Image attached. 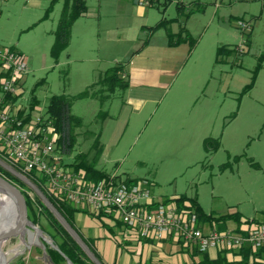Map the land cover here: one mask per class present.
Wrapping results in <instances>:
<instances>
[{
    "label": "rangeland",
    "instance_id": "1",
    "mask_svg": "<svg viewBox=\"0 0 264 264\" xmlns=\"http://www.w3.org/2000/svg\"><path fill=\"white\" fill-rule=\"evenodd\" d=\"M177 1L185 9L180 11ZM86 2L87 12L74 21L69 45L55 61L51 48L64 0H0V45L19 50L29 64L15 109L29 106L35 95L32 114H44L52 95L74 97L104 70L122 63L130 80L127 89L118 88L104 102L74 98L72 113L82 124L75 128L72 152L58 153L60 158L96 159V166L109 173L148 178L158 200L184 194L207 213L240 211L260 218L264 0H174L166 7L136 0ZM165 18L176 20L151 28ZM181 26L188 41L169 44V30L178 32ZM221 47L231 50L218 56ZM97 137L101 154L93 146ZM37 216L53 232L49 219ZM111 225L110 238L130 245L128 229ZM90 234L84 236L93 245L98 237ZM1 242L4 264L29 249L18 236Z\"/></svg>",
    "mask_w": 264,
    "mask_h": 264
},
{
    "label": "built area",
    "instance_id": "2",
    "mask_svg": "<svg viewBox=\"0 0 264 264\" xmlns=\"http://www.w3.org/2000/svg\"><path fill=\"white\" fill-rule=\"evenodd\" d=\"M146 4L149 0H136ZM244 28L249 24L239 20ZM29 64L22 52L0 45V154L24 172L34 171L57 199L84 207L93 213L113 215L140 237L161 240L175 237L191 250L264 247V220L249 219L238 227L205 228L194 210L174 202L154 199L148 178L130 183L89 182L79 172L60 165L56 151L57 132L45 114L29 116L27 106L16 108L10 97L24 91ZM25 111L19 115V110Z\"/></svg>",
    "mask_w": 264,
    "mask_h": 264
},
{
    "label": "trees",
    "instance_id": "3",
    "mask_svg": "<svg viewBox=\"0 0 264 264\" xmlns=\"http://www.w3.org/2000/svg\"><path fill=\"white\" fill-rule=\"evenodd\" d=\"M174 0H149V5L162 4L166 7L169 3ZM177 7L181 11L185 9V5L177 1ZM88 10V5L86 0H64L63 9L61 16L59 18L58 26L55 31L54 43L51 48V55L58 61L60 53L69 45L71 38V28L74 21L85 14ZM192 11L189 10L187 14H190ZM186 14V15H187ZM176 20V18L162 19L155 26H151L154 30L165 24ZM189 33L184 26H181L178 32L170 31L168 32V42L171 45H176L181 42L188 41ZM229 48H219L217 55L221 56L224 53L230 52ZM219 61V57H217ZM255 77V75H254ZM129 75L126 72V67L124 64H116L108 69L104 70L99 78L92 84H90L85 90L81 91L74 97H69L66 94H54L50 97L49 103L47 105L46 112L47 115L54 125V131L57 132L58 138L56 141V151L61 155H69L76 143L75 128L82 124V119L72 113V104L74 98L82 97H96L104 102L112 97L118 88L127 89L130 85V80L128 79ZM40 82H44L41 80ZM253 83V81H252ZM250 83L248 86H251ZM12 102H14L19 96L10 97ZM38 105V99L35 95H32L29 101V106H27L29 111V116L32 115V111ZM25 109L19 110V115H21ZM108 115L107 111H103L102 116L106 117ZM93 146L96 148L97 153L102 152V145L100 144L99 137L93 142ZM0 157L5 159L1 154ZM10 163V162H9ZM14 168L26 174L33 182H35L48 196V198L53 202L65 219L75 228L74 220L77 212H84L86 214L100 217L102 214L93 213L84 207L68 203L63 200L57 199V197L49 192L44 186V179L41 175L32 172H24L17 165L10 163ZM60 165L69 168L70 170L79 172L83 175V178L89 182H98V181H113L114 183L126 182L130 183L132 181H137L140 178L136 177H125L123 178L120 175L109 173L101 168H98L96 159H91L90 161L85 158L78 157L71 162L63 161V158H60ZM258 165V164H255ZM0 174L9 179L11 182L16 184L21 188V191L25 195L26 203L28 207V214L30 221L38 225L40 230L43 233H46L52 240L51 243H46V253L50 258L53 264H59L60 260L64 262H70L71 264H95L90 257L85 253L81 246L76 242V240L69 234V232L64 228V226L59 222V220L54 216V214L48 209V207L42 202V200L36 195L33 190L24 183L21 179L13 175L8 170L0 166ZM164 202H174L180 208H186L194 210L199 218L200 225H225L228 221H234L238 224L248 221L249 219L244 217L240 211H232L224 214H216L214 212L207 213L203 210L196 198H190L182 194L176 197L168 198L163 200ZM44 214L50 221L53 232L46 228L43 224L40 223V220L37 215ZM264 211L261 212V219L253 218L252 221L260 223L263 221ZM76 229V228H75ZM77 230V229H76ZM78 232V230H77ZM144 238V237H143ZM146 240H153L146 238ZM84 241L89 245L91 250L96 254V256L106 264L101 256L94 250L92 245L84 239ZM40 253L43 252L42 248L35 246ZM183 248L187 249L185 246ZM240 249H246L247 253L254 256V261L252 264H264V247L262 248H253V247H242ZM219 251H226L228 249H218ZM195 253H199L197 250H193ZM201 258L194 262V264H230L227 262L223 256L219 255L215 258L208 256L206 252ZM259 258V259H256Z\"/></svg>",
    "mask_w": 264,
    "mask_h": 264
},
{
    "label": "crops",
    "instance_id": "4",
    "mask_svg": "<svg viewBox=\"0 0 264 264\" xmlns=\"http://www.w3.org/2000/svg\"><path fill=\"white\" fill-rule=\"evenodd\" d=\"M154 199H156L155 196ZM111 223L125 226L113 215L95 217L84 212H77L74 220L75 228L83 239L87 240L84 233L91 235V231L94 233V237H98L92 247L106 264H194L204 254L200 251H198L199 253H195L191 249L183 248L182 241L177 240L175 237L161 240H146V238L140 237L136 232L126 226L130 232L131 244L122 247L121 242H117L116 244L110 238L108 229H112L113 226ZM239 225L234 221H228L225 225L215 226L225 228L238 227ZM201 226L211 228V226L205 224H201ZM26 250L13 264H48L49 260L43 256V252L40 253L38 249ZM33 251L36 252L33 253ZM204 252L211 258L221 255L230 264H252L255 260L254 256L247 253L246 249H231L226 251L209 249ZM50 263L53 264L51 260Z\"/></svg>",
    "mask_w": 264,
    "mask_h": 264
},
{
    "label": "water",
    "instance_id": "5",
    "mask_svg": "<svg viewBox=\"0 0 264 264\" xmlns=\"http://www.w3.org/2000/svg\"><path fill=\"white\" fill-rule=\"evenodd\" d=\"M0 166L26 183L33 190V192L38 195V197L54 214V216L59 220V222L69 232V234L76 240V242L81 246L90 259L95 264H103V262L96 256L89 245L80 236L77 230L65 219L61 212L45 194V192L35 182H33L26 174L14 168L2 157H0ZM0 193L9 196L12 199L17 211V220L15 224L8 229L0 230V241L9 239L13 236H18L23 238L25 246L29 249L32 246L41 247L43 250V256L50 260L46 253V243H50V241L43 235L41 231H39L37 225L33 224L28 219L26 198L21 189L16 184L0 174Z\"/></svg>",
    "mask_w": 264,
    "mask_h": 264
},
{
    "label": "bare ground",
    "instance_id": "6",
    "mask_svg": "<svg viewBox=\"0 0 264 264\" xmlns=\"http://www.w3.org/2000/svg\"><path fill=\"white\" fill-rule=\"evenodd\" d=\"M17 220V211L15 204L9 196L0 195V230L12 227ZM0 241V245H1ZM11 249V248H10ZM0 258L4 264V255L0 249Z\"/></svg>",
    "mask_w": 264,
    "mask_h": 264
}]
</instances>
